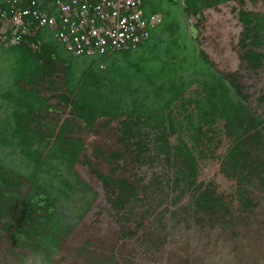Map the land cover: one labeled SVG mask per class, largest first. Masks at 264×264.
Listing matches in <instances>:
<instances>
[{"label": "trees", "instance_id": "obj_1", "mask_svg": "<svg viewBox=\"0 0 264 264\" xmlns=\"http://www.w3.org/2000/svg\"><path fill=\"white\" fill-rule=\"evenodd\" d=\"M37 1L45 6L54 0ZM141 1L144 18L158 16L159 23L134 51L103 59V69L95 58L68 55L44 30L0 51L10 62V83L0 92V145L10 147L26 170L0 161V264H60L66 256L85 264L115 262L113 248L99 249L90 240L67 247L75 224L95 200L75 170L80 161L106 189L109 208L122 225L131 206L146 202L153 189L171 196L174 204L189 199L172 216L185 215L197 227L235 242L250 238L262 199L256 191H264V119L248 104L237 74L220 73L201 48L189 47L177 16L187 19L196 40L194 19L238 1L240 60L255 73L264 60V14L242 8L245 0ZM165 30L169 45L139 63H127L131 53ZM180 35L184 44L174 47ZM185 66L192 68L188 76ZM103 120L118 122L114 149L94 148L106 171L85 155L83 139L96 126L104 128ZM222 137L226 151L217 156ZM214 159L220 174L235 183L232 198L199 180L202 161ZM156 162L165 169L147 183L127 172L129 166ZM76 193L85 203L77 222L69 223L63 206ZM129 232L123 225L121 234ZM143 237L149 244L159 241L152 234Z\"/></svg>", "mask_w": 264, "mask_h": 264}, {"label": "rangeland", "instance_id": "obj_2", "mask_svg": "<svg viewBox=\"0 0 264 264\" xmlns=\"http://www.w3.org/2000/svg\"><path fill=\"white\" fill-rule=\"evenodd\" d=\"M242 8L264 14V0H245ZM239 9L238 1H230L216 9L205 10L199 20H193L197 29L196 40L192 38L195 32L192 27H189L187 19L181 15L177 16L181 21L178 23L181 27L179 34L187 33L188 42L186 43L189 47L197 50L201 48L217 71L222 74H237L243 91L249 96L248 104L264 119V101L259 100L261 96H264V60L262 67L255 73L247 70L240 60L242 52L238 47V40L241 26L237 20ZM166 26L168 27L167 24L164 25L165 28ZM43 30L51 33L56 40L52 31ZM162 33L164 35L160 34L159 37L152 39L145 49L131 53L127 63H139L142 58L157 53L161 47L169 45L164 41L169 38L170 31L165 30ZM176 43L174 47L184 44L182 35ZM103 64L106 66L105 62ZM191 72L192 68L186 67L184 74L188 76ZM9 73L10 62L4 56H0V92L10 83ZM146 90L148 91V88ZM142 95L141 92L138 97L141 98ZM2 113L3 109L0 107L1 117ZM102 122L105 121L100 123ZM105 124L104 128L96 126L93 132L83 134L84 153L101 171H106L107 168L101 158L96 156L94 148L98 147L103 151L114 149L118 127L117 121L105 122ZM171 142H175L174 137L171 138ZM220 142L216 151L217 156L223 155L227 147L223 137ZM11 152L10 147L0 145V161L26 172L20 157ZM161 164L162 162L145 164L134 169L129 166L127 172L131 178L137 177L143 183H147L161 176L165 169ZM219 166L218 159L202 161L199 180L212 182L219 193L227 199L232 198L235 183L220 174ZM75 170L80 179L93 190L95 200L78 222L76 215L81 213L80 209L85 203L84 199L80 198L81 195L76 193L63 206V211L66 213L65 221L77 222L74 233L68 240L69 248L81 245L86 240H90L99 249L113 248L115 254L113 264H183L185 261L190 264L198 262L202 264H264L263 190L256 191L258 198H262L261 205L256 211L257 217L250 230V238L246 241L235 242L220 236L217 231L203 230L185 215L172 216V213L178 212L180 205L186 204L189 199L186 197L179 204H174L171 196L166 198L163 193L153 189L148 190L146 202H138L131 206L130 216L123 221V225L130 232L127 236H123L121 234L123 225L111 212L106 199V189L101 182L82 161L75 165ZM149 234L158 236L159 241L154 240L149 244V240L143 237ZM67 257L60 264H85L79 257L78 259Z\"/></svg>", "mask_w": 264, "mask_h": 264}, {"label": "built area", "instance_id": "obj_3", "mask_svg": "<svg viewBox=\"0 0 264 264\" xmlns=\"http://www.w3.org/2000/svg\"><path fill=\"white\" fill-rule=\"evenodd\" d=\"M159 21L144 18L141 0H0V51L48 29L65 53L95 58L103 69V59L134 51Z\"/></svg>", "mask_w": 264, "mask_h": 264}, {"label": "clouds", "instance_id": "obj_4", "mask_svg": "<svg viewBox=\"0 0 264 264\" xmlns=\"http://www.w3.org/2000/svg\"><path fill=\"white\" fill-rule=\"evenodd\" d=\"M28 264H31V262L29 261Z\"/></svg>", "mask_w": 264, "mask_h": 264}]
</instances>
